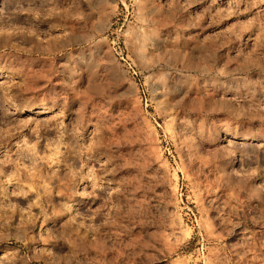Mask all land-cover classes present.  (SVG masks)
Listing matches in <instances>:
<instances>
[{
	"label": "rangeland",
	"instance_id": "1",
	"mask_svg": "<svg viewBox=\"0 0 264 264\" xmlns=\"http://www.w3.org/2000/svg\"><path fill=\"white\" fill-rule=\"evenodd\" d=\"M0 264H264V0H0Z\"/></svg>",
	"mask_w": 264,
	"mask_h": 264
}]
</instances>
